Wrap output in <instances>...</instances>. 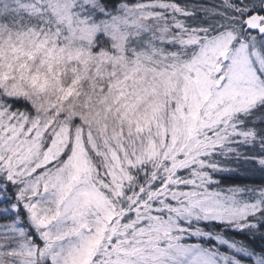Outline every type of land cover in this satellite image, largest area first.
Masks as SVG:
<instances>
[{"label":"snow or ice","instance_id":"6c2138e0","mask_svg":"<svg viewBox=\"0 0 264 264\" xmlns=\"http://www.w3.org/2000/svg\"><path fill=\"white\" fill-rule=\"evenodd\" d=\"M0 264H264V0H0Z\"/></svg>","mask_w":264,"mask_h":264}]
</instances>
